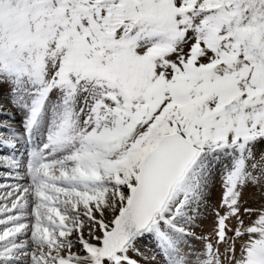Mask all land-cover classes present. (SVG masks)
I'll use <instances>...</instances> for the list:
<instances>
[{"label":"snow or ice","instance_id":"6c2138e0","mask_svg":"<svg viewBox=\"0 0 264 264\" xmlns=\"http://www.w3.org/2000/svg\"><path fill=\"white\" fill-rule=\"evenodd\" d=\"M0 264H264V0H0Z\"/></svg>","mask_w":264,"mask_h":264},{"label":"rangeland","instance_id":"374dc122","mask_svg":"<svg viewBox=\"0 0 264 264\" xmlns=\"http://www.w3.org/2000/svg\"><path fill=\"white\" fill-rule=\"evenodd\" d=\"M217 195H218V193H217Z\"/></svg>","mask_w":264,"mask_h":264}]
</instances>
